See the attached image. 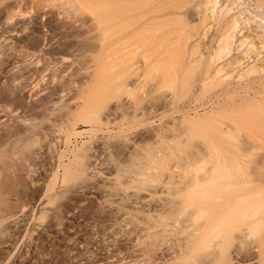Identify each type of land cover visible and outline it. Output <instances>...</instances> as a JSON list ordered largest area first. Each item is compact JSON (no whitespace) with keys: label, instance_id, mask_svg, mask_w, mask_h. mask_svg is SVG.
Here are the masks:
<instances>
[{"label":"bare ground","instance_id":"1","mask_svg":"<svg viewBox=\"0 0 264 264\" xmlns=\"http://www.w3.org/2000/svg\"><path fill=\"white\" fill-rule=\"evenodd\" d=\"M241 3L0 0L4 5L0 9V34L4 37L0 93L5 85L35 75L40 62L54 63L58 81L43 103L31 110L37 112L44 102H75L67 116L71 130L66 142L71 135L83 134L76 131L79 123L90 127V135L109 129L117 120L110 112L111 102L124 93L133 99L120 118L127 130L152 120L158 106L143 103L145 92L139 98L135 93L145 87L162 90L161 107L170 115L181 114L179 119L156 128L157 147L145 149L143 160L153 162L161 154V162L166 163L176 155L191 167L169 190L175 199L163 207L165 214L159 217L170 221L167 226L174 229L182 248V264H233V254L242 259L245 248H258L264 264V167L253 166L258 152L264 149V88L250 92L248 85L243 92H229L221 87L230 83L220 82L229 64L232 68L241 65L242 59L223 64L232 45L247 44L248 37H238L245 29L241 28L243 11L231 14ZM255 18L264 19L257 13ZM208 36L215 45L206 51L204 38ZM117 45H127L126 50L140 58V63L126 67L112 61ZM234 72H227L228 78ZM260 72L259 68L239 71L238 80ZM137 74L138 79L130 85L129 78ZM214 97L217 107L210 106ZM29 120L22 115L12 124L0 121V264L27 263L24 258L29 248L21 250L18 246L28 239L33 217L29 172L33 147L38 143ZM139 135L142 133L136 137ZM78 149L73 150L69 162L62 157L50 183L76 185L87 177L92 147ZM177 165L183 166L181 159ZM47 185L51 186L49 182ZM13 250L17 253L10 261Z\"/></svg>","mask_w":264,"mask_h":264},{"label":"rangeland","instance_id":"2","mask_svg":"<svg viewBox=\"0 0 264 264\" xmlns=\"http://www.w3.org/2000/svg\"><path fill=\"white\" fill-rule=\"evenodd\" d=\"M239 2L242 5L231 14L243 11L241 17L244 23L241 28L245 29L239 30L238 37H248V40L242 47H238L239 42L232 45L233 49L223 64L242 59L241 65L232 68L229 64L226 72L220 75V82L230 83L229 86L223 84L221 87L229 92L231 89L243 92L248 85L251 87L249 91L253 92L264 88V19H254L256 13L264 17V0L259 3L255 0ZM3 6L0 5V9ZM192 17L197 16L193 14ZM3 39L0 34V46ZM213 41L211 36L204 38L206 48L208 47L206 51L214 48ZM126 49L127 45H117L112 61L124 63L126 67L127 64H139L140 58ZM28 63L31 64L30 61ZM54 67V63L40 62L35 75L27 80L19 79L5 85L0 93V121L12 124L17 116L23 115L30 119L32 130L38 138L31 154L29 172L34 191L31 206L33 217L29 223L31 227L29 226L28 239L18 246L21 250L29 248L24 259L28 264H182V248L178 245L174 229L167 226L170 221H162L159 217L165 214L163 207H168L169 201L175 199L169 190L185 170L191 167L186 166L183 158H177L176 155L166 163L161 162V154L153 162L143 160L145 149L157 147L156 128L175 118L179 119L181 114L170 115V112L161 107L164 102L162 90L145 87L143 91L135 93L139 98L145 92L147 98L143 99V103L158 106V112L152 120L136 130H127V124H122L120 118L133 99L124 93L111 102L110 112L115 113L117 120L109 125V129L90 135V127L79 123L75 127L76 131L81 130L83 134L73 135L75 138L71 135L69 142H66L67 133L71 130L67 116L74 109L75 102L69 103L67 99L58 101L59 103L44 102V106L37 112L31 110L33 105L42 104L56 85L58 79ZM256 68L261 69L260 75L254 74L247 79L238 80L239 71ZM231 70L236 72L233 77L228 78L230 73L227 72ZM138 75L129 78L130 85L138 79ZM20 88L25 90V95L20 94ZM210 103V106L217 107L218 100L214 97ZM139 132L142 136L136 137ZM144 136L147 138L141 139ZM245 143V150L249 149L250 146ZM88 145L92 150L89 152L87 177L76 185L50 183L62 157L69 162L73 159L72 153L76 148L83 149ZM258 154L253 166L255 169H262L264 149ZM137 157L139 159L136 160V165L132 164ZM180 159L183 166L177 165V160ZM48 182L51 186L47 185ZM51 196L54 200L49 199ZM152 226L157 227L151 229ZM16 253L15 250L10 253V261ZM242 254V259H238V254H233V264H263L258 248H245Z\"/></svg>","mask_w":264,"mask_h":264}]
</instances>
